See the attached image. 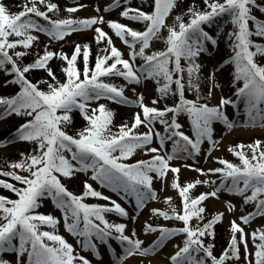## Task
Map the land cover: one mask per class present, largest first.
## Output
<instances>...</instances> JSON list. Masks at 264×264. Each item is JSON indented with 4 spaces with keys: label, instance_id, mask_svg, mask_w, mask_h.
I'll return each mask as SVG.
<instances>
[{
    "label": "snow or ice",
    "instance_id": "obj_1",
    "mask_svg": "<svg viewBox=\"0 0 264 264\" xmlns=\"http://www.w3.org/2000/svg\"><path fill=\"white\" fill-rule=\"evenodd\" d=\"M203 2L206 6L203 10L192 5L186 13L176 15L172 24L167 21L178 0H151L150 11L129 7L128 0H113L104 7L103 12L107 13L123 5L119 13L121 17L144 25L143 30H136L116 20L105 21L103 15L82 19L71 16L52 18L50 13H58L60 9L51 0H25L23 10L17 13H12L0 0V72L12 77L5 84L19 88L15 95L0 96V110L4 116L15 114L29 118L6 143L19 140L35 145L31 153H20L21 159L10 164L13 171L0 172L21 185L17 187L0 180V187L16 196L10 199L0 195V252L13 251L17 264H91L57 232V217L37 211L44 199H50L63 218L65 231L97 261L103 260L101 246L111 254L112 264H124L126 258L134 254L147 257L165 242L183 235V246H174L176 251L168 257L170 264H209V261L210 264H240L241 245L246 264H264V228L249 234L242 226L250 224L257 216L264 217V141L230 146L228 150L240 163L217 158L220 167L210 168L207 172L194 169L202 175H217L219 183L211 179L196 180L184 186L179 179L180 167L171 163L198 156L205 143L208 144L207 151H213L220 143L214 138L215 125L220 124L225 130L235 128L241 121V116L237 115L241 106L244 125L264 127V65L256 59L264 56V43L253 39L264 38V19L253 14L257 8L264 13V6H259L257 0ZM83 7L77 0L75 6L67 7L65 11L71 14ZM95 10L97 13L101 11L99 7ZM185 15L189 17L187 22ZM224 17L233 26L227 33L232 54L204 77L198 58L202 54L210 56L209 46L214 48L217 45V40L205 26ZM105 23L128 47L129 58H125L108 32L99 26ZM93 28L96 43L107 45L95 58L94 68L90 65L91 46L79 43L71 56L45 46L42 54L36 53L33 62L22 63L38 45L39 33L48 37L49 42H59L73 33ZM165 29L166 36L163 35ZM157 40H163L165 48L149 54L147 50ZM81 55L82 70L78 66ZM137 58L140 64H136ZM53 59L66 62L61 68L65 80L61 81L52 69L50 62ZM229 64L233 67V83L240 82L239 86L233 96L221 95L218 103L211 105L208 100L220 87L215 74ZM34 70H44L50 79L34 83L28 76ZM117 77L126 84L111 82ZM202 79L209 86L206 95L202 94ZM146 81L154 83L158 94L150 104L144 103L143 93L137 94L135 100L125 95L126 86H139ZM41 85H47V88ZM187 92H192L195 98H187ZM170 95L178 97L171 106H156ZM102 100L135 105L139 111L134 114L130 125L123 123L118 131L113 132L115 114ZM229 107L233 109L231 117L227 111ZM73 112H79L86 121L85 127L76 135L66 130L73 123ZM181 116L190 123L187 133L179 122ZM157 124L163 131L156 127ZM141 126L146 131L139 132ZM138 149L149 158L129 163ZM89 172L92 181L115 193L119 200L133 204V210L137 212L149 200L158 198L154 182L166 183L167 174H175L171 187L183 198V213L172 207L170 197L166 202L171 214L160 209H152V213L165 220L181 221L184 227H154L145 223V234L159 232L158 238L145 247L136 237L135 229L131 235L126 234V223L107 219L109 214L126 220L137 219L135 215L130 216L117 199L104 195L87 180L83 182L84 190L80 195L70 191L63 182L77 173ZM201 183L210 185L212 190L193 198L192 190ZM221 192L241 197L245 205L254 204V210L241 215L240 223L235 219L231 221L229 247L217 257L215 245L206 243L205 239L208 236L215 239V226L223 220L224 213L218 212L204 223L206 209L203 203L210 197L219 198ZM88 197L108 203H86ZM225 204L229 212L235 208L230 201ZM194 220H199L200 224L193 226ZM249 235L254 251L248 246ZM113 240L120 246L119 255L111 244ZM25 256L26 261L21 259ZM0 264L9 262L0 259Z\"/></svg>",
    "mask_w": 264,
    "mask_h": 264
},
{
    "label": "rangeland",
    "instance_id": "obj_2",
    "mask_svg": "<svg viewBox=\"0 0 264 264\" xmlns=\"http://www.w3.org/2000/svg\"><path fill=\"white\" fill-rule=\"evenodd\" d=\"M181 0H178V4ZM51 2L56 3L59 6L60 11L58 13H55L56 18H68L69 16L73 18H91L93 16L97 15H103L105 18V21L111 19L116 20L120 23H124L128 25L129 27L134 28V24H132L133 21L127 20L119 15L120 11L123 10V5L121 7H114L109 12L105 13L103 12V9L105 6L109 5L107 0H79V3L84 5L83 8L78 10L75 13H68L65 11L67 7L75 6L77 1L76 0H51ZM177 4V5H178ZM99 7L101 9L100 13L96 12V8ZM103 27L104 31L108 32V34L112 37L113 42L115 46L121 50V52L124 53L125 58L128 57L129 49L126 45H124L118 37L115 36L114 32L108 27L107 23L103 25H99ZM39 36V39L43 41V44H54L55 47H58L65 43L73 42L74 40H84L85 38H94L96 36V33L93 29H88L80 32L73 33L72 35L66 37L63 41H52L49 42V38L46 37L44 34L39 33L37 34ZM217 53V48H213V53L210 56H204L203 59V71L205 74H208V72L214 67L217 66V61L214 60L213 56ZM216 82L220 85V73L219 71L215 74ZM133 88H135V91H133ZM143 93L144 96V103L150 104V101L155 98L154 91L150 87V81L143 82L139 86L135 85H128L125 88V95L130 100H135L137 94ZM6 95L5 92H3L1 86H0V96ZM221 95H224L223 89L221 86L213 91L212 94V105H215L218 103L219 97ZM225 96V95H224ZM9 97V96H8ZM102 103H107V101H101ZM118 108H115L119 116L129 115L132 118L134 117V114L139 111V108L135 105H118ZM157 107H161L162 105L159 102ZM95 107V105H93ZM228 114L230 117L233 114V109L230 107L227 109ZM242 106L239 113H237L238 116H241V121L237 124V126L231 130H224L223 126L220 124L215 125V136L214 138L219 140L220 143L217 145V147L211 151L210 153L207 151L208 144L205 143L202 145V152L198 156L194 158H182L173 160L171 163L173 166H179L180 167V173H179V179L180 183L184 186H186L190 182H195L196 180H216L219 183V178L217 175H202L201 173L196 172L195 168H201L205 172H207L210 168H216L220 167L217 163V158H224L225 153L228 152L229 147L237 146L239 144H248L252 140H258L259 138L264 139V127H252L250 125H244L242 122ZM7 118V116L4 117V119L0 118V132L6 131L7 129L11 130L12 128H15L18 124H21L19 120H22L24 116H17V115H10ZM77 117L79 121H83V118L80 116L79 112L77 113ZM183 125V130L187 133L190 130V123L187 121L186 117L181 116L180 121ZM6 124H10L9 128ZM17 124V125H16ZM13 125V126H12ZM156 127L163 131V128L161 125L157 124ZM69 129L71 133H77L81 128L79 127L77 122H74L67 128ZM139 132H144L146 129L141 126L138 129ZM8 141V140H6ZM1 141L0 142V169L1 170H7L8 168H5L7 156L12 154L16 151L18 147V141L14 140L13 142ZM168 150H171V143L168 144ZM149 156L144 153L143 150H137L136 153L133 155L132 160L136 162L140 159H148ZM185 165H190L191 167H186ZM8 171V170H7ZM91 173H77L75 175V178L77 182H79L83 186V182L87 180L90 184L93 185L94 188H97L98 190L102 191L104 195L111 196L112 199H117V202L121 203L122 206L126 208V210L129 211L130 216L135 215L137 219L135 221L132 220H126L123 218H119L114 214H109L107 216V219L110 222H124L127 224L128 231L126 234L131 235V232L133 229H135L136 237L141 239L143 241V245L145 247L149 246L150 244L155 241L158 236L159 232L155 233H147L144 232V225L145 223L152 224L154 227H169L174 228L176 223H178L177 220H165L163 217L156 216L152 213V209H160L162 211H169L171 214V208L169 204L166 202L167 198L172 199V207H175L178 211L181 210V207H183V198L179 195L178 190L173 189L171 187L172 182L175 178V174L169 172L166 177V183H161V181L156 180L154 182V189L157 191V199L156 200H149L145 207L140 211H134L133 210V204L127 203L125 201H121L117 198L115 193H112L110 190L101 188L95 181H92L90 179ZM212 188L208 184L201 183L197 185V189L194 190V192L198 195H201L202 193L211 191ZM199 191V192H197ZM92 198V197H89ZM96 203L99 204H107L108 201L93 198ZM225 201H230L233 205H235V208L232 212L227 211V206L225 204ZM212 212V214L216 215L218 212H223V228L227 231H230V223L232 220H237L238 223L239 217L241 215L247 214L248 209L246 207L243 208V200L241 197L229 194L227 192H221L219 194V198H209L204 203ZM38 212L43 214H49L51 213L53 216L57 217L59 220V224L57 225V232L62 235L70 244L73 245L74 249L80 254L85 256L87 259L91 261V264H112V258L111 254L107 253L105 248L103 246L100 247V252L103 256L102 261H97L96 258L91 254L89 251H83L80 246L76 242V238H74L72 235H70L68 232L65 231L63 227V218L57 208L54 207L50 199L45 200L42 203V207H39L37 209ZM245 228L246 233H251L252 231L258 229V228H264V217L257 216L255 217L250 224L248 225H242ZM183 238V235L174 237L170 239L169 241L165 242V244L160 247L156 252L150 254L147 257H141L138 255H133L131 257L126 258L124 264H170V261L168 257L172 255L176 251V245L182 246L181 240ZM111 244L113 248L116 251V254L119 255L121 253L120 246L117 244L116 241H111ZM248 246L249 249L254 251V248L252 246V239L251 236H248ZM242 251H243V245H241ZM22 260L27 259V257H22ZM9 262V264H17V258L15 256V253L12 251L5 259ZM243 264H246V262L243 260Z\"/></svg>",
    "mask_w": 264,
    "mask_h": 264
},
{
    "label": "trees",
    "instance_id": "obj_3",
    "mask_svg": "<svg viewBox=\"0 0 264 264\" xmlns=\"http://www.w3.org/2000/svg\"><path fill=\"white\" fill-rule=\"evenodd\" d=\"M110 3L113 2V0H109ZM25 0H3V3L10 9V11L12 13H17L22 9V5L24 4ZM151 3V0H128V5L130 6H135V7H140L142 8V10L145 11H150V7L149 4ZM257 4L259 6H264V0H257ZM192 5L197 6V8L203 10L206 6L203 2V0H182L178 6L176 7L174 13L172 14V16L168 19V24H172L173 19L176 15L178 14H182V13H186L187 9L189 7H191ZM42 10H45L43 6H41ZM254 15H256L259 19H264V13H261L258 8L256 10H254ZM50 15L52 16V18H56L55 13H50ZM185 21L187 22V20L189 19V17L187 15H185ZM138 25V30H143L144 29V25L139 23ZM232 25L230 22H228V18L224 17V18H220L216 21V23H213L211 25H206L205 28L207 31H209V33L215 37L216 39L220 37V40L217 41V48H218V53L214 56V58L217 61L218 66L221 65L223 63L224 60L228 59L231 54V48L229 46V39L227 36V33L232 30ZM163 35L166 36L167 35V31L166 29L163 31ZM253 39L257 42V43H264V38H259V37H253ZM89 44L91 46V58H90V65L91 67H95V58L97 56L101 55V49L107 47L106 44L101 43V44H97L96 40H95V36L94 38H85L84 40H75L73 43H68L65 44L63 46H60V48H58L57 50L53 49L52 45H47L49 50H53L57 53L63 51L65 53H67L69 56H71L74 53L75 50V45L76 44ZM165 48V44L163 42V40H157L152 42L150 49L148 50L149 54L151 53V51H158V50H163ZM44 47H42V42L39 39V43L36 47H34L31 51V54L26 56L22 63L23 64H28L31 63L35 60L36 58V53L39 51L40 54H42ZM18 50H22V49H18ZM209 51L210 53H212V49L211 46H209ZM202 55L198 58V63L200 65H202ZM258 63L264 65V56H258L256 57ZM141 61L138 58L137 59V64H140ZM51 67L54 70L55 74L57 75V77L63 81L65 80V76L61 71L62 67L66 66V62L61 61L59 59H53L51 62ZM78 66L80 67V69H83V57L81 55V57L78 60ZM220 71V82H221V86L223 87L226 95L228 97L233 96V93L235 92V88L237 86H239L240 82L237 83H233V67L232 65H224L223 68ZM201 72L202 75L204 77H206L207 75L204 73L202 66H201ZM186 75V74H185ZM29 79H31L34 83L38 82L42 79H50L47 76V73L44 70H34L31 73L28 74ZM12 77L10 75H6L3 72H0V86L3 90V92H5L6 95H2V96H12L15 95L16 92L19 90L17 85L14 84H5V81L7 80H11ZM113 83L116 84H126L125 81H123L122 78H113V80L111 81ZM42 88L46 89L47 85H41ZM151 87L154 91V94L157 96L158 94L155 92V86L154 83L151 81ZM208 84L206 82V80L202 79L201 80V88H202V94L206 95L207 91H208ZM187 98L189 99H194V94L192 92H187L186 93ZM178 99V97H173V96H168L165 99H162V105H169L171 106L176 100ZM208 102L212 105V98L210 97ZM107 106L114 112V123H113V127H112V131L116 132L118 131V128L121 124L123 123H128L129 125L131 124L132 120L130 116H119L116 109H115V105L112 102L107 101ZM77 113L78 112H73L71 115L73 117L74 122H77L79 127L82 129L83 127H85L86 125V121H79L78 117H77ZM0 115H3L2 110H0ZM7 118H11V117H7ZM27 119H29L28 117H24L22 120H19L21 124H23ZM21 124H16L17 126L15 128H12L11 130L7 129L6 131H2L0 132V142L4 141V140H10L12 138V134L15 133V131L19 128V126ZM10 124H6L7 127L5 128H9ZM13 126V125H12ZM67 131L69 129H66ZM69 134L71 135H76V133H71L70 131H68ZM258 140L264 141V139L259 138ZM18 141V147L16 149L15 152H13L12 154L7 156V159H5L6 164H5V168H8L7 170H1L0 172H10L13 171V169L10 167V164L12 162H16L19 161L21 159L20 153H31L33 151V148L35 147L34 144L29 143V142H24V141ZM256 140H252L250 141L248 144H253L255 143ZM245 144V145H248ZM236 147V146H233ZM245 151H247V149H245ZM222 159H227L233 163H240V161L238 160V158L233 155L230 151L225 153V157ZM129 163H133L132 159L130 158L128 160ZM19 171V170H16ZM0 180H5L9 183H13L15 184L17 187H20L21 185L16 182L15 180H13L11 177H6L3 175H0ZM63 182L65 183L66 187L72 191L74 194L80 195L83 192V186L77 182V180L75 179V177L71 178V179H64ZM0 195H4L6 197H9L10 199H15L16 196L14 193H12L10 190L4 189L3 187H0ZM191 195L193 196V198L196 197L195 192L192 190ZM47 200L44 199L41 202L40 207H42V203ZM86 203H96V201L94 199L91 198H86L85 199ZM203 206L206 209V219L204 220V223L209 222L211 219L214 218V214H212V212L210 211V209H208L204 204ZM245 207L248 210H254V204H247L245 205ZM180 213H183V208H181V210H179ZM196 224H200L199 220H194L193 221V226H195ZM203 225L201 224V227ZM176 227H184L183 222L179 221L177 223ZM43 230H50L48 228H44ZM215 232H216V236L215 239H213L211 236H208L205 239L206 243L209 244H214V254L217 257H220L222 255V253L228 249L229 244H230V240H231V231H227L223 228L222 226V221L219 222L216 226H215ZM184 236H183V240H184ZM182 246H183V241H182ZM9 251H5V252H0V259L4 256V254L8 253ZM241 261L240 264H243V252L241 249ZM210 264V261H209Z\"/></svg>",
    "mask_w": 264,
    "mask_h": 264
}]
</instances>
